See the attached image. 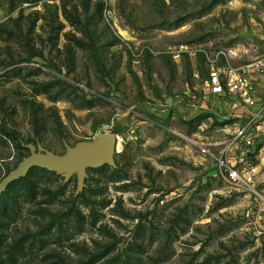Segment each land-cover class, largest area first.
<instances>
[{"label": "rangeland", "instance_id": "374dc122", "mask_svg": "<svg viewBox=\"0 0 264 264\" xmlns=\"http://www.w3.org/2000/svg\"><path fill=\"white\" fill-rule=\"evenodd\" d=\"M263 56L264 0H0V183L27 145L118 137L78 195L37 168L0 195V264H264V142L253 188L190 142L235 131L211 70Z\"/></svg>", "mask_w": 264, "mask_h": 264}, {"label": "built area", "instance_id": "2783aa9c", "mask_svg": "<svg viewBox=\"0 0 264 264\" xmlns=\"http://www.w3.org/2000/svg\"><path fill=\"white\" fill-rule=\"evenodd\" d=\"M224 55L230 59L238 56L233 50ZM204 98L207 103L219 101V118L227 129L232 126L235 131L219 143L192 140L191 144L202 157L214 162L221 179L253 188L259 172L252 149L264 142V56L241 68L212 69Z\"/></svg>", "mask_w": 264, "mask_h": 264}, {"label": "water", "instance_id": "95a60500", "mask_svg": "<svg viewBox=\"0 0 264 264\" xmlns=\"http://www.w3.org/2000/svg\"><path fill=\"white\" fill-rule=\"evenodd\" d=\"M117 144V135L108 132L99 134L92 142H81L75 147L65 145L67 153L63 156L56 155L40 145H27L25 147L30 155L22 160L16 170L1 181L0 195L11 184L25 178L34 168L62 176L65 183L76 176L78 185L76 195H78L84 189L88 168H100L105 165L116 168Z\"/></svg>", "mask_w": 264, "mask_h": 264}, {"label": "trees", "instance_id": "16d2710c", "mask_svg": "<svg viewBox=\"0 0 264 264\" xmlns=\"http://www.w3.org/2000/svg\"><path fill=\"white\" fill-rule=\"evenodd\" d=\"M21 148H23V149H25L23 146L21 147ZM24 179V178H23ZM22 180V179H21ZM20 181V180H19Z\"/></svg>", "mask_w": 264, "mask_h": 264}]
</instances>
